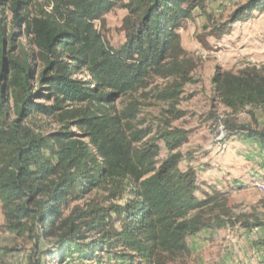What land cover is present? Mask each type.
Masks as SVG:
<instances>
[{"label": "trees", "instance_id": "16d2710c", "mask_svg": "<svg viewBox=\"0 0 264 264\" xmlns=\"http://www.w3.org/2000/svg\"><path fill=\"white\" fill-rule=\"evenodd\" d=\"M119 7L128 12L125 43L114 49L97 23ZM196 10L205 11V0H0V203L9 231L35 240L32 264L102 254L121 264H172L190 254L189 237L222 230L235 218L222 208L211 223L191 220L208 202L197 197L196 169L181 168L193 157L176 152L189 132L168 121L144 142L152 130L139 128V103L116 106L163 80L155 99L172 104L173 118H181L174 105L194 68L178 31ZM263 11L264 0H249L226 27ZM214 82L226 109L264 107V73L224 72ZM34 116L57 119L63 129L43 135L26 124ZM240 130L264 152V131ZM156 141L169 152L162 162ZM99 190L108 208L66 215ZM247 218H236L245 230L264 226ZM84 228L98 238L83 244ZM46 241L53 249L40 252Z\"/></svg>", "mask_w": 264, "mask_h": 264}, {"label": "rangeland", "instance_id": "374dc122", "mask_svg": "<svg viewBox=\"0 0 264 264\" xmlns=\"http://www.w3.org/2000/svg\"><path fill=\"white\" fill-rule=\"evenodd\" d=\"M248 2L205 0V11L196 10L193 18L179 29L186 57L194 68L193 82L184 87L179 102L174 105V110L182 114L180 119L175 120L170 113L172 104L155 99L156 92L163 90L167 81L155 80L146 91L116 103L120 111L134 101L139 103V128L152 130L144 142L156 138L168 121L172 129L189 132L188 142L176 152L193 157L192 161L183 162L181 168L185 170L189 164L196 169L200 186L197 197L208 202L191 214V220L211 223L222 208L235 217L222 230L206 228L189 237L190 254L172 264H264V226L249 231L236 221L247 216L251 224L264 223V152L240 132L242 127L264 131V107L232 112L218 100L214 82L217 74L224 72L264 73V11L254 12L249 20L226 27L235 12ZM127 16L128 12L119 7L105 16L103 24L97 23L98 30L114 49L125 43L123 24ZM6 17L8 21L11 19L7 11ZM26 124L43 135L60 132L64 126L57 119L44 116H34ZM156 144L161 148L158 160L162 162L169 152L162 141ZM107 199L106 192L95 191L73 203L66 215L78 208L85 212L90 205L108 208ZM114 227L118 230L120 224L115 223ZM83 234L86 238L83 244L98 238L95 232L87 233L85 228ZM53 244V241L41 242L40 252L53 249ZM35 252V240L19 238L9 231L0 203V264H32L30 257ZM101 256V260L88 261L76 255L67 264H121L110 255ZM42 263L45 264L43 260Z\"/></svg>", "mask_w": 264, "mask_h": 264}]
</instances>
